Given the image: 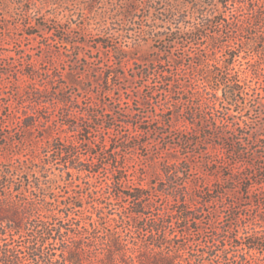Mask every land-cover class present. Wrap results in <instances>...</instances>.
Masks as SVG:
<instances>
[{
  "label": "rangeland",
  "instance_id": "obj_1",
  "mask_svg": "<svg viewBox=\"0 0 264 264\" xmlns=\"http://www.w3.org/2000/svg\"><path fill=\"white\" fill-rule=\"evenodd\" d=\"M174 1L188 17L182 29L170 20L169 0H0V165L33 173L48 157L58 161L39 175L52 187L46 191L51 199L76 203L72 218L94 213L90 203L104 197L125 231L131 223L119 215L129 216L139 203L144 215L134 221L142 241L150 239L155 219L174 222L179 207L193 209L191 221L162 233L177 234L170 236L171 250L184 245L188 259L227 232L234 214L263 212L246 199L263 197L264 185L243 195L232 177L264 176V52L256 60L251 36L236 24L242 19L252 35L260 31L252 0H239L246 7L238 15L235 0L227 7L220 4L226 0ZM256 48L264 51V42ZM228 49L234 78L248 96L233 106L221 99V112L213 113L191 94L198 87L197 58ZM41 88L49 94L36 97ZM26 113L37 116L30 131L21 121ZM226 114L235 127L227 135L215 130ZM182 134L192 142L180 141ZM224 135L233 142L225 143ZM68 143L88 170L80 178L64 170L72 155L51 152ZM113 178L122 183L112 190ZM142 188L140 201L121 193Z\"/></svg>",
  "mask_w": 264,
  "mask_h": 264
},
{
  "label": "trees",
  "instance_id": "obj_2",
  "mask_svg": "<svg viewBox=\"0 0 264 264\" xmlns=\"http://www.w3.org/2000/svg\"><path fill=\"white\" fill-rule=\"evenodd\" d=\"M92 2L95 3L96 0ZM252 2V11L255 13L256 22H260L258 25L261 26L260 31L252 35L248 29L243 28L244 20L242 19H238L236 24L242 28L243 32L251 36L252 52L257 56L256 60H262L259 55L264 51L257 49L256 45L264 42V15L258 14L259 10L264 8V0H252ZM169 3H172L173 7L169 11L172 17L170 20L176 21L178 28L182 29L188 18L185 15L186 11L184 10V13L180 7L182 4L175 3L174 0H169ZM220 4L227 7L228 0ZM126 6L130 10L134 9L129 2H126ZM245 7V1H234L236 15ZM169 24L172 26V21H169ZM221 25L227 30L231 26L228 19L222 20ZM217 39L218 37L213 36V43ZM215 50L213 48V51ZM205 53L206 55H200L197 58L200 66V70L197 71L198 87L192 89L191 94L197 96L200 107L205 106L208 111L220 113L219 100L228 101L233 106L234 103L239 104L238 98L242 95L248 96V93L245 92L241 81L236 80L232 73L230 61L234 59V55L231 50L223 51L219 56L216 53L211 54V50ZM202 70H205L208 75H204ZM262 70L264 71V68ZM167 75L168 72H161V78L165 79ZM70 77L75 82V74ZM168 86L171 99L169 102L172 103V93L175 94L174 85L169 81ZM35 92L36 97L49 94V90L45 88L35 89ZM36 119V113L33 115L26 113L21 121L30 131L36 127ZM233 128L235 130L226 114L221 118V125L216 126L215 130L217 132H220L219 129L223 130L222 134H226L234 131ZM221 138H224L222 140H225V143L233 142L230 137L225 139V135ZM180 141L190 143L192 138L182 134ZM51 152H56L62 157L73 156L74 161L64 162L66 166L64 170L67 174L80 178L88 172L81 164L82 159L73 154V147L70 143L53 149ZM49 158L48 161H42V165L37 167V171L33 173L27 169L22 171L20 167L12 166L13 163L6 169L0 165V264H264V196L254 195L246 199L252 208L262 207V213L255 217L251 215L237 217L234 214L232 217L234 225L229 226L227 232L219 231L217 240L215 239L212 246L192 251L187 254L189 257L186 259L183 256L186 251L184 245L179 244L174 251L171 250L173 246L170 243L172 238L177 237V234L166 230L165 234L162 233H164L163 228L174 229L177 224L191 221V218H194L192 217L193 209L190 211L184 206L179 207L175 211L176 221L174 222L155 219L149 230L150 239L146 241L140 240L135 233L139 226L134 218H142L144 215L141 211L144 208L139 203H136L135 210L129 216L122 213L119 215L123 222L131 223L128 228H124L125 231L118 227L119 220L113 217V213H110L106 204L101 201L104 197H97L90 203L94 213L88 214L87 212V215H80L79 219L72 218L76 215L73 213V210L77 208L76 203L63 204L62 201L54 199L55 197L51 199L46 191L52 187L44 183L39 175L41 171H49L56 166L58 161ZM27 161L29 160L22 161V164L25 165ZM24 175L29 178L26 184ZM261 176V180L254 181L251 177L234 175L232 181L239 185L238 188L243 195H251L253 188L264 185V176ZM34 178L35 182L32 180ZM121 183L120 179L113 178L108 187L113 190L120 187ZM34 192H38L39 196H36ZM121 193L140 201L144 188L133 189L132 192L121 191ZM209 197L212 196L209 195ZM49 199L52 202H49ZM185 229L188 230V226H185Z\"/></svg>",
  "mask_w": 264,
  "mask_h": 264
}]
</instances>
